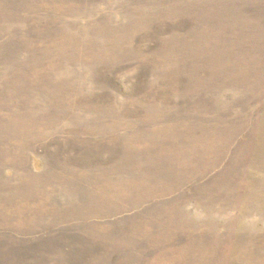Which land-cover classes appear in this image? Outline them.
Here are the masks:
<instances>
[{"label":"rangeland","instance_id":"374dc122","mask_svg":"<svg viewBox=\"0 0 264 264\" xmlns=\"http://www.w3.org/2000/svg\"><path fill=\"white\" fill-rule=\"evenodd\" d=\"M0 264H264V0H0Z\"/></svg>","mask_w":264,"mask_h":264}]
</instances>
